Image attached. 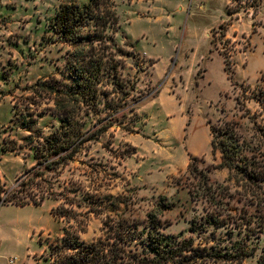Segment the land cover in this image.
Segmentation results:
<instances>
[{
	"label": "rangeland",
	"instance_id": "obj_1",
	"mask_svg": "<svg viewBox=\"0 0 264 264\" xmlns=\"http://www.w3.org/2000/svg\"><path fill=\"white\" fill-rule=\"evenodd\" d=\"M73 1L83 5L91 0ZM113 1L120 25L115 39L126 53L117 58L123 61L118 71L129 95L111 82L101 87L110 109L104 108L103 97L89 105L84 130L109 127L57 176L46 174V183L25 198L37 199L46 188L58 194L66 190L64 183H75L82 190L76 199L84 204L77 213L83 215L89 202L84 193L97 195L102 206L90 215L81 236L87 242L102 234L107 217H145L162 204L167 205L160 210L164 232L189 235L191 220L211 210L188 171L196 158L195 172L203 170L210 182L234 194L232 200L222 198V204L229 202L228 212L237 217L251 212L258 220L262 210L264 215V199L250 196L259 194L258 186L237 168L220 166L221 152H213L210 127L218 139L219 128L235 127L251 150L241 151L240 157L264 161V0L252 5L250 0ZM60 2L0 0V149L13 152H0L6 189L19 177L32 176L27 170L36 163L35 151L25 148L24 139L34 135L37 145L38 135H49L60 123L50 113L52 101L37 98L28 105L33 97L28 87L49 74L60 76L58 68L70 50L51 27ZM31 119L36 125L23 128ZM59 202L52 196L41 205L0 204V264L9 259L50 264L49 244L61 236L64 225L50 214ZM255 226L249 241L255 256L240 264H255L264 247V228Z\"/></svg>",
	"mask_w": 264,
	"mask_h": 264
},
{
	"label": "trees",
	"instance_id": "obj_2",
	"mask_svg": "<svg viewBox=\"0 0 264 264\" xmlns=\"http://www.w3.org/2000/svg\"><path fill=\"white\" fill-rule=\"evenodd\" d=\"M60 1L51 27L70 47L66 51L63 68H58L61 75L49 74L28 87L33 96L30 98L32 103L28 105L35 103L37 98L52 101L50 113L60 123L49 135L42 138L38 135L37 145L33 144L34 135L24 139L25 146L35 151L36 163L27 170L32 176L29 179L24 176L17 178L11 190L6 189L0 179V204L41 205L44 199L52 196L60 200L50 210L53 218L64 223L61 236L49 244L50 264H240L245 258L255 256L249 241L255 233V225L260 231L264 228L263 210L255 221L256 215L251 212L232 216L227 209L229 202L222 204V198L226 195L228 200H232L234 194L223 192L229 188L223 189L219 183L210 182L203 170L195 172L198 169L196 158L190 160L188 171L193 174L195 185L211 210L206 209L201 218L191 220L187 231L189 235H185V231L177 234L164 232L166 223L161 219L160 210L167 205L162 204L148 211L145 217H107L102 223V234L87 242L81 236L86 232L90 215H97L102 206V200L97 195L89 196V193L83 192L89 201L83 215L77 213V207L81 208L84 204L76 199L81 189L75 183H64L66 190L58 194L46 188L40 189L37 199L25 198L31 189L46 183V174L57 176L82 152L87 142L97 140L109 127L84 130V117L89 114V105L95 106L103 97L104 108L110 109L111 101L101 87L111 82L122 95H129L118 71L123 61L117 58L126 53L115 39L120 25L114 1L91 0L83 5L73 0ZM229 69V62L224 58V70L228 72ZM118 111L113 109L112 112ZM36 123L35 119H31L23 122L22 127H33ZM217 131L221 134L219 139L214 135V128L210 127L213 152H221L220 166L237 168L250 183L258 186L259 194L250 196H262L264 199V161H256L253 155L240 157L241 151L251 150L244 146L245 141L237 135L235 127L226 124ZM207 169L206 172H209L210 168ZM251 201L254 202L252 198ZM77 216L82 218L81 221ZM235 232L243 236L234 238ZM207 233L209 235L202 237ZM255 264H264V247Z\"/></svg>",
	"mask_w": 264,
	"mask_h": 264
},
{
	"label": "crops",
	"instance_id": "obj_3",
	"mask_svg": "<svg viewBox=\"0 0 264 264\" xmlns=\"http://www.w3.org/2000/svg\"><path fill=\"white\" fill-rule=\"evenodd\" d=\"M210 138H211V136H210ZM21 143V141H19L18 140V144H20ZM24 147V146H23ZM25 148L29 151V152H31V149L30 148H28V147H26L25 146ZM27 151V152H28ZM0 152H2V153H7V152H12V151H10V150H3V149H0ZM13 153V152H12ZM16 155H19V156H21L20 154H16ZM29 157H31V155H29L27 158H29ZM0 179H1V181L3 182V177H2V175H1V172H0Z\"/></svg>",
	"mask_w": 264,
	"mask_h": 264
},
{
	"label": "built area",
	"instance_id": "obj_4",
	"mask_svg": "<svg viewBox=\"0 0 264 264\" xmlns=\"http://www.w3.org/2000/svg\"><path fill=\"white\" fill-rule=\"evenodd\" d=\"M250 3H251V5H252V3H253V0H250ZM8 264H18L17 262H15V260L14 259H9L8 260Z\"/></svg>",
	"mask_w": 264,
	"mask_h": 264
}]
</instances>
